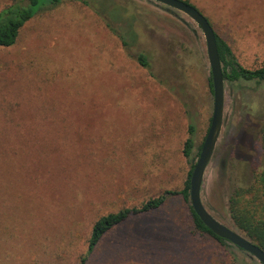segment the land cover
<instances>
[{"label":"rangeland","instance_id":"374dc122","mask_svg":"<svg viewBox=\"0 0 264 264\" xmlns=\"http://www.w3.org/2000/svg\"><path fill=\"white\" fill-rule=\"evenodd\" d=\"M181 1L208 20L241 67H264V0ZM10 3L0 0V11ZM209 79L202 32L173 9L150 0L40 9L0 49V264H79L99 217L180 192L190 171L182 153L188 127L196 156L210 125ZM263 124L264 84L225 83L200 198L239 234L229 199L261 169ZM189 206L167 196L108 231L85 264H259L196 231Z\"/></svg>","mask_w":264,"mask_h":264},{"label":"trees","instance_id":"16d2710c","mask_svg":"<svg viewBox=\"0 0 264 264\" xmlns=\"http://www.w3.org/2000/svg\"><path fill=\"white\" fill-rule=\"evenodd\" d=\"M61 1L66 0H10V5L0 11V49L12 47L16 43L21 28L40 9L49 4L56 5ZM184 2L188 3L187 1ZM215 37L225 83L230 86L250 83L259 87L262 86L264 84V67L256 70H248L241 67L237 63L229 46L216 34ZM136 60L141 67L148 66L144 55L139 54ZM209 86L211 88V78L209 79ZM187 134L188 138L184 142L182 153L190 164V171L187 174L182 190L178 193L164 192L155 198L146 200L139 207L124 208L115 213L99 217L92 226L87 242L86 255L79 258V264L86 263L88 255L93 252L108 231L122 224L130 217L143 215L159 209L164 204L167 196L179 194L184 202L189 203V179L195 165L194 159L199 156L202 145L198 148L195 156L194 127L192 125H189ZM259 142L261 169L254 173L251 185L248 188L235 189L229 199L228 209L230 218L236 229L250 242L264 251V124L260 129ZM26 149L28 150L27 147ZM25 154L28 156L30 152L27 151ZM5 167L7 165H0V170H3ZM189 211L196 231L212 237L221 245L227 243L214 236L196 217L190 206Z\"/></svg>","mask_w":264,"mask_h":264},{"label":"water","instance_id":"95a60500","mask_svg":"<svg viewBox=\"0 0 264 264\" xmlns=\"http://www.w3.org/2000/svg\"><path fill=\"white\" fill-rule=\"evenodd\" d=\"M150 1L173 9L191 19L202 32L206 45V55L210 68L213 106L210 125L189 179L190 207L196 217L214 236L235 246L239 250L255 259L259 264H264V251L250 242L243 235L218 222L204 208L200 198L204 173L214 153L216 142L222 127V117L224 111L225 80L223 78L222 66L217 51L215 32L208 20L192 5L185 3L184 1Z\"/></svg>","mask_w":264,"mask_h":264}]
</instances>
